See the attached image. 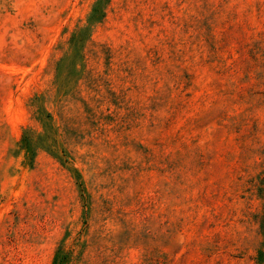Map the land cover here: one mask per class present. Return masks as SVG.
Listing matches in <instances>:
<instances>
[{"label": "rangeland", "instance_id": "1", "mask_svg": "<svg viewBox=\"0 0 264 264\" xmlns=\"http://www.w3.org/2000/svg\"><path fill=\"white\" fill-rule=\"evenodd\" d=\"M264 264V0H0V264Z\"/></svg>", "mask_w": 264, "mask_h": 264}, {"label": "trees", "instance_id": "2", "mask_svg": "<svg viewBox=\"0 0 264 264\" xmlns=\"http://www.w3.org/2000/svg\"><path fill=\"white\" fill-rule=\"evenodd\" d=\"M55 264H65V259H62L59 263H55Z\"/></svg>", "mask_w": 264, "mask_h": 264}]
</instances>
